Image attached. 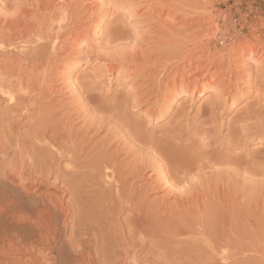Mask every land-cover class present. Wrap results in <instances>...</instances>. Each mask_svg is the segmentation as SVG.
Here are the masks:
<instances>
[{"label": "bare ground", "instance_id": "6f19581e", "mask_svg": "<svg viewBox=\"0 0 264 264\" xmlns=\"http://www.w3.org/2000/svg\"><path fill=\"white\" fill-rule=\"evenodd\" d=\"M27 1L35 5V12L31 13L28 7L27 9L18 7L20 2H18L19 5H14L16 9H13V5L10 4H4V6V2L0 6V264H219V262H215V255L218 252L215 251V230L212 228L214 220L210 223L211 226L210 224L206 225L207 222L205 223L204 219L207 217L203 219V215L196 214V219L188 221L191 214L187 215L186 211L189 210L188 213H190L191 209L194 210V205L199 206L200 199L197 194H192L194 191L191 193L192 190H189L190 187L187 185L188 189L183 188V192H181V187L186 178L193 177L191 174L193 170L199 171L201 175L198 174L202 180V172L207 174L206 170H210V173H215L216 165L223 159L222 156L227 154L217 157L215 150H210L214 148L209 146L208 151L205 150L202 155L200 152V157L196 155L197 157L193 160L188 147V144H191L189 143L191 139L188 144L177 141L174 146L175 139L171 138L170 140L173 139L172 142H174L171 147L168 146L171 145V141L166 139L170 144L166 145L163 142L161 144L166 145L164 146L166 150L172 149V152L170 151L171 154L168 155V151V154L163 151L167 157L159 153L156 161L160 160L162 165L166 166L163 165L166 174L161 177L159 173L158 176L169 185L165 186L161 183L162 185L159 186L160 182H155V178L158 176H155L154 179L151 176L153 170L151 173L149 172L150 174L147 173L146 169L150 168L151 164L143 165L144 163H142V165L135 164L133 166L134 164H130L128 158V161L125 157L126 161L121 160V153L124 155L126 146L121 147L117 141L115 143L117 145L114 147L115 144L105 143L109 140L108 138L116 136L117 132L106 127L107 130L105 128L107 124L105 125L103 121L95 126L96 131L92 133L91 128L94 123L89 125L88 120L87 126L83 127V123L82 129L80 126V129L75 128L73 116L76 115L75 117L79 118L82 108L80 111L75 106V110L70 112V106L74 109V103L78 105L77 102L66 103L62 98H56L57 87L54 80L56 81L57 77L54 73H49V59L44 56V53L42 55L39 48L46 47L45 43L40 45L43 42L49 43V56L54 53L65 54L69 52V48L71 51L69 43L67 44L63 37L65 33L61 32L60 28L63 27L65 21L69 20L71 11L80 0ZM195 4L196 0H185L186 8L190 9L182 8L184 14L181 18L176 17V20L179 18V21L175 22L176 20H174L175 23L162 21V15L158 16V22H163L162 33L159 30L151 41L147 40L149 45H155L154 50L150 49L152 52L148 53L149 50L143 52V48L139 50L137 47L138 49L133 53L127 52L128 54H126L120 51L121 53L116 52L119 56L105 55V61L108 68L106 70L110 73L114 71V68L119 69L122 73L133 69L134 71L132 70L133 72L130 74L133 81L134 79L136 81L137 77L144 78L143 85L141 84L136 89L138 103H142L141 97H145L146 100L143 98V102L147 103V101L151 102V98L154 97L156 100L162 97L173 100L176 94L182 93L184 90L188 92L189 89H192L194 92L200 83V78L211 74L213 68L221 71L218 75L220 79L216 80L214 77V80L206 81L204 84L207 88L210 85L208 83H212L213 89L218 90V92L215 90L218 93V98L215 99L211 117L206 118V115L198 117L201 121L200 125L203 126L211 121L215 114L213 113L214 109L219 108L218 106L222 108L230 98H233L236 85L241 86L247 83L248 87L252 81L253 84L257 83L258 74H260H257L258 68L264 69V23H262L261 31L252 26L254 34L250 38L243 34L244 26L240 30H236L234 24L232 26L228 24L227 18L231 17L230 12L220 20L211 16L202 17ZM151 19L154 21V18ZM152 25V29H154L155 26ZM203 26L207 30L213 31L209 32L206 38L202 36ZM159 32L161 35L157 37ZM75 33L77 32L75 31ZM110 33L109 37L113 36L110 41L121 39V33H117L116 36L112 34L110 36ZM148 35L150 34L148 33ZM149 37L148 39L151 38ZM145 38L143 37V39ZM139 39L143 45L144 42L141 41V38ZM113 42L107 43L115 44ZM116 46L115 44L114 47L116 48ZM214 46L215 51L213 50ZM123 49L122 51H124ZM118 61L120 64L117 63ZM154 66L160 67V71L148 70L153 69ZM254 72H256V79L253 77ZM221 82L224 87L219 85ZM206 84L208 85L206 86ZM144 86L147 90L144 89L146 91L141 92L140 87L144 88ZM249 86L251 85L249 84ZM256 96L258 102L254 101L253 105H258L264 98V84L257 89ZM133 100L135 102V97ZM88 102L85 101L87 105ZM96 107L98 108V106ZM261 109L253 108L252 113H244L247 115L239 117L241 119L239 126L244 130L243 133L239 128L241 134L250 133L247 128L250 123L247 124V120L250 117L259 118ZM120 111L122 112V110ZM207 116L209 115L207 114ZM260 117V123L255 124L258 129L264 127V118L262 115ZM91 121L93 122V118L91 120L90 117ZM199 121L197 120L198 124H195L199 125ZM245 124L247 125L245 126ZM249 127L252 129L254 126ZM101 129H105L107 132L97 141L94 138L98 136ZM199 129H201L200 133H205L207 130L204 127H198ZM198 130H195L196 133ZM255 131L257 132V130ZM181 138L183 137L181 136ZM130 141L132 140L130 139ZM166 141L164 140V142ZM142 142L144 143L143 140ZM192 142L194 143L193 139ZM198 142L201 144L202 140ZM208 145L207 143L206 148ZM193 147L195 146L193 145ZM123 148H125L124 151ZM152 148L156 151L154 147ZM179 148L181 150H178ZM129 151L125 156H130ZM137 151L133 152H136L138 157ZM140 151L142 154L145 152L141 149ZM158 151L156 152L158 153ZM147 152L146 154H148ZM233 153L228 150L225 159H230L229 154L233 156ZM133 155L135 156V153L131 154L130 158H134ZM172 155L173 167L172 163L170 164L168 161L170 160L168 157ZM137 157L135 156V160ZM146 157L149 159L150 155H145L144 158ZM151 157L153 159V156ZM141 158L139 157V159ZM240 158L241 156L238 155L235 158V160L238 159L237 161L233 157L228 160L231 161V164L235 161L239 166H242L241 163L244 162V159L242 158L243 161L241 160L240 163ZM226 160H224L225 164ZM138 162L141 163V161ZM153 163L156 165L155 161ZM227 163L229 164L228 161ZM167 164H170L171 167ZM220 164L218 166L225 165ZM158 165H160L159 162ZM234 165L229 169L232 172H234L232 169L235 166L237 170L238 165ZM159 167H157L158 170H163ZM189 175L190 177H188ZM196 178L198 179V177ZM190 180L188 179V183L192 182L195 189L194 182H190ZM202 185L199 186L201 193L203 191L201 188H204ZM49 186H53V188L50 189ZM167 189L169 190L167 191ZM165 190L167 191L166 195L162 192ZM188 190L193 196H187ZM161 192L164 194H161L162 197H160ZM153 194L155 197L152 196ZM171 195L173 201L171 198V200L167 198ZM167 199L172 203H168ZM207 205L209 206V203ZM206 226L209 227L208 232ZM227 263L231 264L232 262Z\"/></svg>", "mask_w": 264, "mask_h": 264}, {"label": "rangeland", "instance_id": "374dc122", "mask_svg": "<svg viewBox=\"0 0 264 264\" xmlns=\"http://www.w3.org/2000/svg\"><path fill=\"white\" fill-rule=\"evenodd\" d=\"M89 1L80 0L78 5L76 4L74 6V9L71 11L69 20L65 21L63 23V27L60 28L61 29L60 31L65 33L63 37L64 39H66L65 41L67 42V44L69 43L68 45L71 47V51L69 48L68 50L69 52L65 54L63 53L61 55V53H59L57 55L56 53H54L53 55H51L52 56L51 57L49 56L50 55V52H49L50 46H48L49 43L41 42L42 44L40 45H44V43L47 45H44L46 46L45 48H43V46L42 47L40 46L43 49L39 48V51L42 53V55L44 53L45 54L44 56H46L49 59L48 60L49 73H54L57 77L55 78L56 81L54 80V84L57 87L56 95L58 97L56 96V98L58 99L62 98V100L66 101V103L77 102L78 105H75L76 103H74V109L72 106H70L71 107L70 112L71 111L73 112V110H75L76 108L75 106H77V108H79L80 111L82 108V111H81L82 114L80 116L82 118L80 117L76 118L75 117L76 115L73 116V119L75 121L73 123H75V126H76L75 128L80 129L81 127L82 129L83 123H84L83 127L87 126L88 124L90 125V123L92 124L94 123L93 124L94 127L92 126L91 128V133H92L96 131L95 126H97L98 124H100V122L103 121L105 125L107 124L105 128L107 127L108 129L117 132L116 136L108 138L109 140L106 141L105 143L109 142L110 144H115L117 141V144H121V147L126 146L125 147L126 149L125 148L122 149L123 151L124 149L126 151L131 150L129 151L130 156L131 154L135 153V156L137 157V153L133 151L138 150L137 151L138 157L136 160H135L134 155H133L134 158L132 157L130 158L129 155H128L129 157L125 156L128 153V151L127 153L125 151L124 155L123 153H121L122 154L121 160L126 161V159L128 158L130 160V164H134L133 166H135V164L142 165V163H144L143 165L151 164L152 165L150 167L151 169L148 167V169L146 170L148 174H150L151 171L153 170L151 173L152 174L151 176H153V179L155 178V176H158L159 173L161 174V175L159 174V176L161 177H163L162 175L166 174V170L163 169L164 164L162 165L160 160L158 161L160 165L157 166V163H158L156 161L158 160L157 155L160 153L161 155L163 154L164 157L165 156L167 157V155L164 154V152L167 153V151L169 153L167 154L170 155L172 152V149H169V148L172 146L174 142L175 143L173 145L175 146V144H177L176 143L177 141L178 143H181L182 141V143L188 144V141L191 139L189 141V143L191 144H188V147L191 150L190 155H192L193 160H195V158L199 156L200 152L202 155V152L204 153L205 150L208 151L209 146H211L210 148L212 147L214 148L210 150H215L214 152L216 153L215 155L217 157L218 156L221 157L223 154L228 155V150L229 151L231 150L232 153L234 152L233 156L232 154L231 155L229 154L230 159L233 157L235 160V158H237L238 155L241 156L240 163L243 161V159H244V162L242 163H245V164L241 163L242 166H239L238 163H235V161H237L238 159H236L235 161L233 160L234 163L231 164L230 163L231 161H229L230 160L229 158H228L229 160L227 158H226L227 160L225 159L227 155L224 157L222 156L223 159L221 158L222 160L219 161L218 164L216 165L218 168L215 167V173H210L209 172L210 170L209 171L206 170L207 174H203L202 172L204 181L202 180V177L200 176L201 174L199 173L198 170H193L191 172L193 177H190L191 175L190 174L188 177L192 179L191 180L190 178L188 179L190 180V182L191 181L194 182L193 184H195V189H194V185L191 184L192 182L188 183V179L186 178L183 182L184 184H182L183 186L181 187L180 185L181 192H183L182 191L183 188H187L186 185L190 187L191 189L189 188V190H192L191 193L194 191L192 194L193 195L197 194L199 196L200 205L199 206L194 205V207L192 206L194 210L191 209L190 213H188L189 210L186 211L187 213L186 212L185 213L187 215L191 214L190 217L187 216L189 217V220L187 219L188 221H190V219L191 220L196 219V214L198 215L201 214L200 216L203 215L202 216L203 219L207 217L206 219H204L205 223L207 222L206 225L210 224L212 220H214V224L212 228L213 230H215V249H216L215 251L218 252V253L216 252L217 255H215L217 257V258L215 257V262L217 261L219 262V264H222V263L229 264L227 262H232L231 264H264V133H263L264 127L261 129H258V127L256 126L261 121L260 116L262 115V117L264 118V115H263L264 114V98L259 103L261 105L259 104H258L259 106L257 104L253 105L254 101L255 103L258 102V100L256 99L257 89L260 88V85L264 84V69L258 68L257 74L260 73L258 74L259 79L257 78L258 84L257 83L253 84L254 82L252 81L251 83H249L251 86H249L248 84V87H247V83L242 84L244 87L242 85L241 86L236 85L237 88L233 92L234 96L232 99L230 98L232 102L229 99V101L225 103L224 106H222V108L218 106L219 108L214 109L213 113H215L216 115L214 114L212 116L211 121L207 125L201 126L200 125L201 121H199L198 117L200 115L202 117L206 115V118L211 117L210 116L211 111L215 106V99L218 98L217 96L218 90L215 89L217 91L216 92L213 89L212 83L207 82L208 84H210V85L206 84V86L208 85L207 88L204 85L206 81H211L212 79L214 80V77L216 80L220 79L218 75H220L221 71H218L216 68H213L211 70V74L209 75L207 74V76L205 77L199 76L203 78V79L202 78L200 79L203 80L204 82L200 80V83L194 89V92H192V89H189L188 92H185L186 90H184L182 92L183 94L182 93L176 94L173 100L162 97L161 99H158L159 100L158 101L154 97L155 99L151 98L150 100L151 102L147 101V103L143 102V100L144 99L146 100V98L141 97L143 104L138 103L136 101V97H137L136 89L139 88L141 84L143 85L144 78L137 77L136 81L135 79L133 81L132 76L130 78V74L134 71L133 69H130L125 73L124 72L122 73L119 69L116 70V68H114V71H112L111 73L108 72L106 70L107 62L105 61V58H106L105 55L112 54L113 56L115 55L119 56L118 54H116V52L117 53L125 52L126 54H128V53L135 52V50H137L138 48L139 50H141L142 48L145 49V50L142 49L143 52H148V50H149L148 53L152 52L150 51V49L153 48L154 50L155 45L154 46L149 45L147 40L151 41L152 38L157 34L159 30L162 33L161 30H162L163 22H158V16L161 14L162 21H165V22L169 21L168 23H171V21L174 22V20H176V17L179 16L181 18L183 16L182 14H184L183 13L184 10H182V8L183 9H190V8L189 7L186 8L187 6H185V0H174V1L173 0H89ZM18 2H20L19 3L20 5L18 4ZM177 2L180 3L181 5L178 4ZM2 3L3 5L4 4L5 5L10 4L11 6L13 5V9L15 8L14 7L15 4H18L19 5L18 7H21V8L25 7L27 9L28 7V10L31 11V13L35 12L36 10L35 5L31 4L27 0H21V1L20 0L19 1L0 0V6H2ZM89 4L91 5L89 6ZM195 6H197L198 8V12L200 13V16L202 17L211 16L215 18L216 20H220L221 17H224L225 14L230 12L231 17L227 18V22H229L228 24L229 25L231 24V26L234 24V27L236 30H240V28L244 26L243 34L247 35L250 38H252L254 34L252 26H254L256 30L260 29L261 31L262 23H264V0H196ZM151 18H154V21ZM178 19L179 18H177L175 22H178L179 21ZM245 21H247V23H245ZM155 22L159 24L156 25L157 23L155 24ZM152 24H154L155 26L154 29H152V26H153ZM149 26L151 29L149 28ZM111 30L113 33L111 32ZM75 31L77 33H75ZM144 31L146 32L144 33ZM160 32L157 37L161 35ZM209 32H213V31H209L206 29V27L203 26L202 36L204 38H206L207 35H209ZM109 33H110V36L111 34L116 36L117 33H121L122 36L124 35L123 38L121 36V39L123 40L119 38L118 40L114 42L110 41V39L113 36L109 37ZM148 33L150 35H148ZM70 34H73V35H70ZM143 37L144 38L146 37L145 38L146 41H144L145 39H143ZM148 37L150 39H148ZM126 38H127V41H126ZM139 38H141V41L144 42L143 45L142 43H140ZM107 42L115 43L117 45L116 46L117 49L114 47L115 44H108ZM124 47L125 49H123ZM122 49L124 51H122ZM213 50L215 51V46ZM117 63L120 64V61H118ZM124 65H121V66H124ZM255 66L258 67V65H255ZM226 67L228 68L227 65ZM152 68L153 69L150 68L148 70L149 71H152V70L160 71V67L158 68V66H154ZM215 71L218 73H216ZM212 72L215 73L216 76ZM255 74L256 72H254L253 74L254 78L256 77ZM141 81L142 83H140ZM221 83L219 85L221 87L222 86L224 87L223 83L222 85ZM144 89L147 90L145 86L144 88L140 87L141 92L146 91ZM58 90H60L59 91L60 93L58 92ZM134 97H135V102L133 100ZM85 101L86 103L87 101H89L88 102L89 106L85 103ZM136 105H137V108H136ZM138 105H140L141 107ZM96 106H98V108ZM253 108L255 110L257 108L258 109L262 108L260 110L261 115L259 116V118L258 117L248 118L249 120H247L248 121L247 124L250 123L248 124L249 126H252V127L254 126L257 128L252 130L254 127L253 128L251 127L252 129H250V127L248 126L247 128L250 130V133H247L246 135L241 134L240 131L242 130L241 129L242 127L240 128L239 126L241 125V123H239V121L241 120L240 118H242L243 115L245 116L248 113H252V111H254ZM119 110H122V112L121 111L119 112ZM206 112L209 116H207ZM244 113H247V114H244ZM89 116L91 117V120L93 118V122L92 121L90 122ZM87 120L89 121L88 124H87L88 122ZM197 120L199 121V125L201 127L197 125L198 124ZM247 124H245V126ZM197 126L199 128H202V127L207 128L206 132L205 133L201 132L202 133L201 134L199 132L201 131V129L198 130ZM236 126L238 129L236 128ZM107 130L105 131V129H101L98 132V136H96L94 139L97 141L100 140V137H103L106 134ZM195 130H198V133H196L197 131ZM255 130H257V132ZM242 131L244 133V130ZM181 134H184L185 137L184 135H181ZM187 134L189 135V137H186L188 136ZM195 134H197L198 136L199 135L200 136L204 135V136L198 137ZM234 134H236L235 137H234ZM175 135L177 136L175 137ZM179 136L180 138H178ZM181 136L183 138H181ZM171 138L175 140L177 138L178 139L172 142L173 139L170 140ZM130 139L132 141H130ZM166 139L171 141V145H168L170 146L168 148L169 150H166L164 148V146H166L167 144H170L169 141L168 142L166 141ZM192 139L194 143L192 142ZM142 140L144 141V143L142 142ZM152 140L155 141V144H154V141ZM164 140L167 143L164 142ZM201 140L202 142L200 144V142L198 141H201ZM148 142L150 143L148 144ZM162 142L163 144L165 143L166 145L163 146L161 144ZM206 142L209 144L207 146L208 149L206 148V144H207ZM117 144L113 145V147L116 146ZM202 144L203 146H201ZM193 145L195 147H193ZM229 145L231 148L229 147ZM151 146L154 147L156 151L159 150L158 153L154 151ZM140 149L143 152L145 151L143 153L144 156L150 155V157L153 156V159L151 157V160L149 162L150 157H148L149 159H147V157L144 158L143 154L140 153L141 152ZM199 149H202V151H199ZM178 150H181V149L179 148ZM146 152L148 154H146ZM193 152L197 154H194ZM154 153H157V154L154 155ZM235 154H238V155H235ZM173 155L171 157H168V159H170L168 161L170 162V164L172 163L171 164L172 167L174 163L173 161H171L173 160ZM139 157L140 158L142 157V158L139 159ZM146 159L148 160L149 163L148 162L146 163L147 161ZM153 160L155 161L156 165H154ZM224 160H226V164ZM137 161H141V163L140 162L137 163ZM227 161L229 162V164L227 163ZM220 162H222L225 165L218 166ZM222 163L220 165H223ZM170 164H167V166H170ZM234 164L238 165L237 170L235 169L236 166ZM153 165L157 167L160 166L159 168L163 169L161 170L163 174L160 170H158L157 167L155 168ZM233 165L235 166L232 169L234 172L229 170L231 169V166L233 167ZM164 167L166 166L164 165ZM240 168H243V169L241 170ZM244 168L246 169V171ZM149 169L150 171H148ZM157 170L158 172H155ZM208 173L210 174L208 175ZM159 176L158 178L157 177L155 178L156 183L160 182V184L158 183L159 186L162 184L165 186L169 185V183L166 184V182H164L165 180H162L163 178ZM195 176L198 177L199 180ZM204 177H207V178L204 179ZM157 179L160 181H158ZM187 183L190 185H188ZM201 184H203L202 186H204V188L203 187L201 188L203 190L202 193L200 191ZM196 185L197 187L200 186L198 188L200 192L198 191ZM51 187L53 188V186H49L50 189H52ZM169 189H167V191ZM167 191L165 190L162 192H164L166 195ZM207 191H209L208 194H207ZM162 192L160 193V197H162L161 196ZM191 193L189 191L187 196H193L191 195ZM200 193L202 194V196L200 195ZM158 195H156V197H158ZM152 196L155 197L154 194ZM167 198L169 199L171 198L173 201L172 195L171 197L169 196ZM201 198H202V201H201ZM207 198H209L207 200L208 202L206 201ZM169 199H167L168 203H172V202H169L171 200ZM208 203H209V206L207 205ZM197 208L199 209L196 211ZM206 227H207L206 231L208 232L209 227L208 226Z\"/></svg>", "mask_w": 264, "mask_h": 264}]
</instances>
